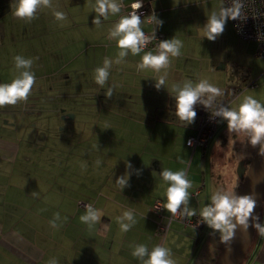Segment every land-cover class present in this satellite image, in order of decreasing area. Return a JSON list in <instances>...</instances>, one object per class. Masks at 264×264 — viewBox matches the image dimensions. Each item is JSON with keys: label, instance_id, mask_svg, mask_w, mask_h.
Returning <instances> with one entry per match:
<instances>
[{"label": "crops", "instance_id": "1", "mask_svg": "<svg viewBox=\"0 0 264 264\" xmlns=\"http://www.w3.org/2000/svg\"><path fill=\"white\" fill-rule=\"evenodd\" d=\"M68 1L70 0H41L31 17L22 18L16 11L18 0H0V55L4 57V62H7L8 66L14 64L17 57L20 58V51L27 47V43L33 48L34 40L55 36L61 28L76 27L74 30L79 45L87 42L82 27L87 22L83 20L82 15L78 16V10L72 11ZM71 1L70 5H78L80 2ZM105 2L114 4L119 11H113L108 7L103 14L95 11V19L89 22L93 29L92 43L89 47L93 48V53L86 55L81 49L76 55L71 56L72 60L78 61L73 70L81 71L82 76L85 72L90 74L89 67L92 63L94 71L95 69L108 71L113 79L115 74L121 75L123 83L125 81L127 83L125 87L135 91L145 103L148 102V108L154 109V112L158 106L169 105L168 102H172L170 106L176 104L174 107L177 111L179 92L188 86L195 89L203 82L206 73H212L214 70L213 60L219 65V70L225 71V78L230 74L228 71L233 68L237 69L239 74H246L250 79L264 76V58L256 55V43L237 36L223 0H151L149 8L152 21L146 22L139 18L140 30L159 34L162 43L179 41L180 55L169 54V62L160 68L143 64L142 58L146 54L151 53L155 56L153 50L139 49L133 53L131 48L122 49L118 46L123 33H117V25L123 18H128L127 13L134 0ZM57 13L61 16L58 17ZM41 17L44 18L43 25L39 23ZM213 18L218 22L223 20V31L213 40L202 34L201 46L198 43L193 47L189 46L188 40L192 37L190 32L193 25L198 27V30L205 27L204 30L207 31ZM121 51L125 55L121 56ZM28 54L34 53L29 51ZM89 62L91 63L86 67ZM119 68L123 74L117 71ZM69 74L71 81L74 82L75 74L73 71ZM139 77L143 85L138 82ZM8 78L9 73L5 76L0 75V85L11 84ZM252 83L254 82L250 85ZM103 84L108 83L103 81L101 85ZM38 86L33 83L24 98L17 99L12 104L0 105L5 107L0 112H24L30 120L29 124L22 120L15 123H8L5 120L13 132L9 133L10 136H2L4 139H0V143L5 147L1 150L17 154L21 150L18 142L23 141L25 129L43 123L49 130L41 140H59L64 144L67 141L74 142L72 151L82 155V161L84 159L86 165L88 160L86 142L88 139L99 141V112L96 121L88 122L81 128L80 133H75L72 129L68 133L57 134L56 125L65 130L64 122L76 121V117L73 115L69 118L65 115L57 124L55 119L36 118L39 108L52 107L50 103L41 104L38 96L40 92L50 91L51 88ZM92 90L61 91L55 96L66 99L90 96L95 100L80 102V106L82 108L92 106L99 111V97H93L95 93ZM167 93L172 94L174 98L167 96ZM237 93L238 90L233 88L230 95L234 94L232 98L237 100L242 92ZM103 103H107L105 96H102L101 105ZM129 114L127 111V115ZM173 122L174 120H162L158 114H154L149 120L131 117L120 120L119 126L126 130L114 136V144L119 148H116L118 152V158L115 160L116 170L112 173L117 178L116 182L111 184H99L97 180L87 186L84 182L85 176L82 177L85 173V170L82 172V162L79 171L82 181L78 184L58 182L55 168L52 167L47 169L43 176L33 175L31 178H24L22 174L13 173V177H6L4 183L0 182V264H147L150 257L148 253L157 246L168 250L167 259L171 260L172 264H215L226 232L223 226L217 228L214 221H210L211 225L207 226L206 222L210 219L205 218L202 212L205 208L215 207L213 203L215 196L226 195L234 198L238 177L232 179V170L229 171L232 167H229L224 175L222 171L210 167V178L207 183L208 186L212 184V187L205 192V180L202 179V186L196 188L198 180L187 178L198 148L193 149L185 144L186 153H189V149L194 153L188 167V156H180L176 151V145H182V141L186 142L195 135L198 121L191 123L189 120L179 118L177 125L180 130L173 129ZM166 127H170V130ZM140 129L143 131L139 134ZM169 143L172 150L165 156L161 149L162 146H169ZM207 145L201 149L205 150ZM2 151L0 160H8L9 153ZM93 152H96L95 156L99 158V150ZM61 153L72 154L71 150ZM96 163L99 164V161ZM166 169L174 172L183 171L185 179L190 182L191 186L186 189V201L178 208L180 210L185 208L187 212L197 216L201 215L203 219L201 230L193 231L183 227L180 220L170 219L171 212L165 207L169 202L165 193L171 183L161 181L162 179L164 181L162 174ZM125 178L126 183L120 184V180ZM26 179L27 187L23 184ZM10 189L23 192L24 198L7 200L6 191ZM78 201L89 203L92 208L81 207L77 204ZM157 202L163 204L160 213H154L150 209ZM98 207L99 211L96 212ZM263 209L262 200L261 210ZM159 225H168L164 236L158 231ZM251 243L245 260L247 257L251 260L255 258L254 264H264V232L259 231L256 236L254 232ZM140 246L146 247L145 254L134 255ZM245 260L241 264H246Z\"/></svg>", "mask_w": 264, "mask_h": 264}, {"label": "rangeland", "instance_id": "2", "mask_svg": "<svg viewBox=\"0 0 264 264\" xmlns=\"http://www.w3.org/2000/svg\"><path fill=\"white\" fill-rule=\"evenodd\" d=\"M71 2V0L68 1V5L72 11L74 10L77 12L78 10V16L82 15L83 20L87 22V24L82 26L84 27L83 30L85 32L87 42L85 41L79 45L77 35L74 30L76 27L71 26V28L58 29L55 36L46 37L43 40H34L33 48H30V44L27 43V47L20 51V59L23 61H30L27 66H18V61H15L14 64L8 66L7 62H4V57L0 55V75L5 76L7 73H9L8 81L12 82L14 79L22 78V74L27 72L33 76L34 83L38 84V87H46V89H49V87L51 88L50 91L40 92L38 96L40 97L41 104L50 103L52 107L39 108L36 118H39V120L47 118L55 119L57 124L59 121L61 122L62 119L65 118V115L69 116V118L73 115L76 117V121L64 122L66 123V125L63 124L65 130H61L60 125H56L55 132L57 134L68 133L72 129H74L73 132L80 133L81 128L88 122L96 121V117L99 112V141L88 139L86 142L85 145L87 146L88 150V160H86V165H84V159L82 161V155L72 151L74 150V142L69 143L67 141L64 144L63 142L60 143L59 140H41L43 139V135H47L49 127L43 123L36 125L34 128L29 126L25 129L23 141L18 142V144L20 143L19 145L21 150H19L17 154H10L9 152L2 151L1 148L5 149V147L0 143V151H2V153H9L7 154L8 160H0L1 183L6 181V177H13V173L22 174L24 175V178H31L33 175H45L47 169L52 167L55 168L54 171L55 174H57L58 182L67 181L78 184L82 181L79 177V171L82 162V172L85 170V173L82 174V177L85 176L84 182L87 186L94 184L97 182V180H99V184H111L112 182H116L117 178L113 176L112 173L114 170H116L115 160L118 158V152L116 148H119L114 144V136L116 134H121L122 130H126L119 126L118 122L120 120H123L125 117L149 120L154 117V114H158L162 120H174L173 129H181L177 125L178 119L180 117L177 115V111H175L176 107L174 106H176V104L170 106L172 102H168L169 105L158 106L157 111L154 112V109L150 110L148 108V102L145 103L141 96H137L135 91L129 87H125L127 83L126 81L123 83V80H121V75L115 74L113 79V76H111L112 74L106 71V76L103 81L107 82L108 84L101 85V83L97 81L98 71L96 69L95 71L92 69L93 65L91 62L86 64V67H88V64L91 63L89 67L91 68L90 74L85 72L82 76L81 71L74 72L73 69L78 64V61L72 60L71 56L76 55V53L81 49H83V53L86 55L93 53V48L89 47V45L92 43L91 33L93 32L89 22H92L96 17L95 11H98L99 0H80L78 5H70ZM187 16L188 14L186 13V17ZM43 19L44 18L41 17L39 21L41 25H43ZM96 26L97 29H99V24ZM182 29L185 31L184 27H182ZM204 29L203 27H200L198 30V27L193 25L190 32L192 37L188 40L189 46L193 47L196 43H198L199 46L203 44L201 36L206 32ZM148 50L150 49H147V51ZM29 51L33 52L34 54H28ZM213 61L215 64L214 70L212 73H206L205 78H203V82L206 81L207 83L218 88L220 90V95L214 96L211 100H209V97L212 95L211 93L201 94L197 102L193 105V110L195 111L196 115L192 120H190L191 123L195 122L196 120L198 121L197 126L195 127V130L197 129V131L195 135H192V137H195L198 132L202 115L214 114L217 118L215 121V130L211 133L212 135L208 137V141L206 143V145L208 144V147L205 150H202L201 148H204L206 145L204 147H198L190 168L189 177L187 178V180H190V178H195L198 180L196 188L202 186L201 181L204 179L205 192L208 188L212 187V184L211 186H208L207 183V180L210 178V167L222 171L223 175L227 172L229 167H232V169L229 171L232 170L233 179V177L235 178L237 176L236 171L239 163L244 162V159L249 157V155L252 154L257 147V143H252L254 132L249 128L241 127L239 125L230 126L229 121L223 116L222 111H237L243 99L248 95L253 96V98L257 99L262 103V105H264V76L250 79L249 76L246 77V74H239L238 70L233 68L228 71L230 74L226 76L227 78H225V71L219 70V65L215 60ZM69 71H73L75 74L74 82H72L69 77ZM117 71L120 72L121 68H119ZM120 73L123 74V72ZM138 82L143 85V81L140 77ZM251 82L254 83L250 85ZM77 86L82 90L93 89L92 91L95 93L93 97H99V111L98 109H94L92 106H88L86 108H82L80 106V102L86 103L89 100H95L90 96L69 99L55 96V94L61 91L83 92ZM233 88L238 90L237 94L242 92L241 97L237 100L232 98L230 101L226 102V100L231 96L230 92L233 90ZM166 95L174 98V96L170 93H167ZM102 96H105L107 100V103H103V105H101ZM24 101L26 102V99H24ZM4 108L5 107L0 106V110H3ZM143 108L145 110H143ZM64 110L66 113H64ZM127 111L130 112L129 115H127ZM28 118L29 116L24 112H0V139H4L2 136H10L9 133L13 132L11 131L10 126L5 123V120H7L8 123H15L16 121L20 120L28 123L30 122ZM74 125L76 126L74 127ZM166 128L169 129L170 127ZM20 131L21 130L19 129L18 132ZM142 131L143 130L140 129L139 134ZM181 144L183 147L180 144L176 145V151L182 157L188 156L187 165L189 167V162L191 161L194 153L191 149H189V153L187 154L186 150L184 149L185 142L182 141ZM68 150H71V155L61 153L63 151L67 152ZM95 150H99V158L95 156L96 152H93ZM171 150L170 143L169 146H162L161 149L162 154L165 156L169 155ZM203 151L205 152L203 153ZM96 161H99V164L96 163ZM73 171H76L77 173H73ZM202 172H204V174ZM27 180L28 179L23 182L24 186L26 187ZM161 181L162 183H168L167 181L165 182V180L163 181V179ZM226 181L227 177L225 182ZM237 186L238 181H236L235 185V194L238 193L237 188L239 189V187ZM76 191L79 192V190ZM5 197L7 200L24 198L23 192L14 189L6 191ZM263 198L264 197H262V200L264 201ZM8 202L11 203L10 201ZM79 202L82 201H78V205ZM160 203L163 209V204L162 202ZM153 205L150 207V209L153 207ZM9 207L11 208V206ZM188 208L189 211L190 206H188ZM162 209L159 211V213L162 211ZM177 210L180 211V209ZM95 211L98 212L99 207ZM194 216H197V214H190L185 209L182 213L180 224L185 228L198 231L183 222L185 218H192ZM200 216L201 215H199V217ZM257 219L259 221L255 231V236L259 233L261 228H264V209L261 210V206ZM206 225H211L210 220H207ZM202 226L203 223L201 227ZM201 227L199 230H201ZM249 259L250 258L247 257L245 263L254 264L255 258L253 260Z\"/></svg>", "mask_w": 264, "mask_h": 264}, {"label": "clouds", "instance_id": "3", "mask_svg": "<svg viewBox=\"0 0 264 264\" xmlns=\"http://www.w3.org/2000/svg\"><path fill=\"white\" fill-rule=\"evenodd\" d=\"M41 0H18L17 15L24 17H31ZM111 8L113 11H119L114 4H108L105 0H101L99 3L98 11L103 14L105 8ZM140 3H135L133 8L139 9ZM238 15V9L232 10V18ZM60 17L61 14L57 13ZM97 23L99 21H96ZM140 19L133 14L130 18H123L117 25V33H123L121 39L118 41L120 48H131L133 53L139 51L137 48L138 43H144L142 33L138 27ZM223 20L217 21L213 18L209 25L208 30L205 32V36L209 40L215 39V36L223 31ZM117 33H114L117 34ZM179 41L163 42L160 44V48L163 50L158 56H154L151 53L146 54L143 58V64L152 68H160L169 62V54L172 56L180 55ZM123 56L125 53L120 52ZM18 66H27L30 61H23L19 57L16 58ZM106 73L103 70H98L97 81L103 83ZM34 83L33 76L27 72L22 74V78L14 79L11 84L0 85V105L15 103L17 99H22L29 92V89ZM163 83V81H161ZM203 93H211L209 100L212 97L220 95V90L215 86L201 82L193 89L191 86L186 87L180 91L177 97V115L181 120H192L196 113L193 110V105L197 102L199 96ZM223 116L229 121L230 126H241L249 128L254 132L252 143L256 144L261 139H264V105L259 102L253 96L248 95L239 105L238 111L223 110ZM163 178L165 181L171 182L167 188L165 195L167 196L168 203L165 205L167 210L171 213H175L181 203L186 201L187 191L190 182L185 179L183 171H171L166 169L163 172ZM126 183V178L120 180V184ZM213 203L215 207L205 208L202 215L205 218H209L210 221L215 222V226L220 228L224 227L226 232L225 240H228L232 235V229L235 227L232 224V217H236L238 223L245 224L246 219L253 211L255 201L251 196H244L241 198H230L228 196H215L213 197ZM191 214V213H190ZM264 232V228L260 229ZM146 252L145 246H140L134 255H144ZM168 250L159 246L155 247L150 254L147 264H172V261L167 259Z\"/></svg>", "mask_w": 264, "mask_h": 264}, {"label": "built area", "instance_id": "4", "mask_svg": "<svg viewBox=\"0 0 264 264\" xmlns=\"http://www.w3.org/2000/svg\"><path fill=\"white\" fill-rule=\"evenodd\" d=\"M151 0H134L130 5V9L127 13L128 18L133 14L139 18H143L146 22H151L152 17L148 12V5ZM228 17L232 23V26L238 37L253 41L256 43V55L258 57L264 58V0H223ZM135 3H140L141 7L139 9L133 8ZM238 9V15L235 19L232 18V10ZM144 43H138L137 47L141 50H153L155 56H158L161 51H163L159 46L162 43L161 36L154 32H145L140 30ZM216 115L214 114H204L201 117L197 135L195 137H190L186 140V146L190 148L204 147L208 141L212 132L215 130ZM79 206L86 209H91L92 205L88 203L79 202ZM162 209L161 203L157 202L151 208V211L158 213ZM179 209V208H177ZM182 209L180 211L176 210L175 213H171L170 219H182ZM190 219V220H189ZM170 222V220H169ZM168 222V225H169ZM186 225L199 230L203 221L201 217L194 216L192 218H185L183 220ZM168 225L158 226V231L164 236L166 228ZM152 252H149L150 256Z\"/></svg>", "mask_w": 264, "mask_h": 264}, {"label": "water", "instance_id": "5", "mask_svg": "<svg viewBox=\"0 0 264 264\" xmlns=\"http://www.w3.org/2000/svg\"><path fill=\"white\" fill-rule=\"evenodd\" d=\"M236 173L238 179L242 180L236 198L251 196L255 204L244 225L239 224L236 217H232L231 222L235 227L230 238L224 239L220 246L215 264H241L251 245L264 195V139L248 167H245L244 162H240Z\"/></svg>", "mask_w": 264, "mask_h": 264}, {"label": "trees", "instance_id": "6", "mask_svg": "<svg viewBox=\"0 0 264 264\" xmlns=\"http://www.w3.org/2000/svg\"><path fill=\"white\" fill-rule=\"evenodd\" d=\"M149 6H150V4L148 5V12H149V14H150V8H149ZM233 95L234 94H232L227 100H226V102H228L232 97H233ZM261 145H262V141H259L258 143H257V147H256V150L255 151H257L260 147H261ZM253 152L252 154H250V156L248 157V158H246L245 160H244V165H245V167H248V165H249V163H250V161H251V159H252V157H253V155H254V153H256V152ZM242 182V180H240V179H238V186L237 187H239V184ZM237 192H238V188H237ZM237 197V193L234 195V198H236ZM184 210H185V208L183 209V211H182V213L184 212ZM258 221L259 220H257V224H258ZM257 224H256V228H257ZM256 230V229H255ZM255 232V231H254ZM252 244V243H251ZM250 247H251V245H250ZM249 247V248H250ZM248 251H249V249H248ZM247 251V252H248ZM246 255H247V253H246ZM245 260V259H244Z\"/></svg>", "mask_w": 264, "mask_h": 264}]
</instances>
